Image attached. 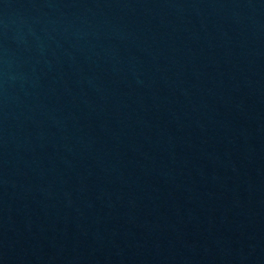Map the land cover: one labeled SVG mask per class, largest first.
Instances as JSON below:
<instances>
[{
    "label": "water",
    "instance_id": "95a60500",
    "mask_svg": "<svg viewBox=\"0 0 264 264\" xmlns=\"http://www.w3.org/2000/svg\"><path fill=\"white\" fill-rule=\"evenodd\" d=\"M0 264H264V0H0Z\"/></svg>",
    "mask_w": 264,
    "mask_h": 264
}]
</instances>
